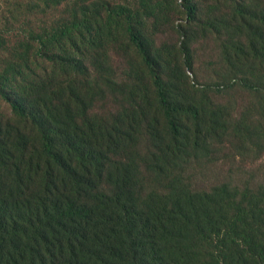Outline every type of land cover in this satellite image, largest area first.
<instances>
[{
	"label": "trees",
	"instance_id": "obj_1",
	"mask_svg": "<svg viewBox=\"0 0 264 264\" xmlns=\"http://www.w3.org/2000/svg\"><path fill=\"white\" fill-rule=\"evenodd\" d=\"M189 8L195 19V4ZM79 14L45 35L32 29L27 39L35 45L33 50L12 55L7 63L10 69L0 72V102L10 108L8 117L0 115V264H117L120 257L124 264H133V256L138 264H164L159 242L187 243L190 224L201 225L204 218L207 225L200 237L209 245L208 257L214 264H264V237L249 220L250 215H264L259 203L230 201L227 191L213 203H205L181 181L169 195L158 196L147 214L135 189L125 188L126 176L121 189L127 192L109 197L97 192L110 153L118 150L120 141L111 129L88 117L99 89L88 80L85 60L88 51L107 46L115 22L123 21L129 47L133 46L152 78L175 152L182 149L190 123L200 146L207 138L205 130L226 129V122L219 108L212 113L200 104L172 100L162 65L129 8L96 2L84 4ZM249 15L264 24V14ZM182 51L185 65L193 69L187 40ZM47 65L52 67L49 78L63 75L64 79L40 84L34 79L38 89L25 93L27 84L21 77H33L31 73L46 70ZM10 136L16 138L12 143ZM86 197L99 203L93 206L83 201ZM217 209H235V218L220 221L223 210ZM163 224L189 229L184 233L188 237L162 236ZM90 234L95 237L93 248L84 243Z\"/></svg>",
	"mask_w": 264,
	"mask_h": 264
},
{
	"label": "rangeland",
	"instance_id": "obj_2",
	"mask_svg": "<svg viewBox=\"0 0 264 264\" xmlns=\"http://www.w3.org/2000/svg\"><path fill=\"white\" fill-rule=\"evenodd\" d=\"M96 2L131 10L162 65L172 100L200 104L212 113L219 108L226 122V129L213 132L210 126L205 130L207 138L200 146L195 144V128L190 123L182 149L175 152L152 78L133 46L129 47L123 21L115 22L107 46L88 51L85 60L88 80L99 89L88 117L111 129L120 141L118 150L110 153L97 192L109 197L134 188L141 210L151 214L157 197L169 195L182 181L205 203H213L227 191L230 201L259 203V210L264 211V24L249 15L264 14V0H0V72L10 69L7 63L12 55L33 50L35 45L27 39L32 29L45 35L80 15L84 4ZM192 4L197 8L195 19L190 16ZM185 40L192 49L193 69L185 65ZM38 71L31 73L33 77H21L27 84L25 93L38 89L34 79L39 84L64 79L63 75L49 78L52 67L48 65ZM244 81L263 88H247ZM7 114L10 108L1 101L0 115ZM10 137L9 143L16 140ZM125 176L127 190L121 189ZM83 201L93 206L99 203L91 197ZM220 210V221L235 218V209ZM249 220L264 237V215H250ZM206 225L205 218L201 225L190 224L185 244L159 242L164 264H214L208 257L209 245L200 237ZM160 228L162 236L188 237L187 228L165 224ZM94 239L90 234L84 243L93 248ZM124 263L120 257L117 264ZM133 264H138L134 256Z\"/></svg>",
	"mask_w": 264,
	"mask_h": 264
}]
</instances>
